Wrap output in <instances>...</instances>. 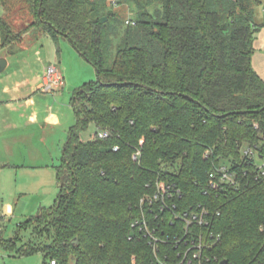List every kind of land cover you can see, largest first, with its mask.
<instances>
[{
	"label": "trees",
	"instance_id": "1",
	"mask_svg": "<svg viewBox=\"0 0 264 264\" xmlns=\"http://www.w3.org/2000/svg\"><path fill=\"white\" fill-rule=\"evenodd\" d=\"M131 1L137 25L120 34L98 0H0L2 48L18 39L9 14L27 4L37 36L72 40L97 71L73 95L77 123L57 167L59 196L27 222L36 233L52 230V243L18 254L41 251L57 264H178L184 231L173 213L149 219L169 238L157 255L132 227L160 182L181 190L179 211L209 209L202 233L214 244L213 264H264V183L242 154L264 150V80L252 66L261 0ZM90 125L109 137L84 140ZM219 165L238 183L205 193L206 171ZM15 247L0 236V249Z\"/></svg>",
	"mask_w": 264,
	"mask_h": 264
},
{
	"label": "crops",
	"instance_id": "2",
	"mask_svg": "<svg viewBox=\"0 0 264 264\" xmlns=\"http://www.w3.org/2000/svg\"><path fill=\"white\" fill-rule=\"evenodd\" d=\"M6 52L18 53L2 48L0 38V60L6 61L0 71V223L33 217L44 208L54 184L49 167L55 131L66 132L53 105L61 89H41L48 66L26 57L10 61Z\"/></svg>",
	"mask_w": 264,
	"mask_h": 264
},
{
	"label": "rangeland",
	"instance_id": "3",
	"mask_svg": "<svg viewBox=\"0 0 264 264\" xmlns=\"http://www.w3.org/2000/svg\"><path fill=\"white\" fill-rule=\"evenodd\" d=\"M99 4L105 5L106 12H111L115 17L109 22L110 26L118 33H122L126 28V19L135 20L138 17L136 4L131 0H98ZM154 9H151L153 12ZM117 19L119 22H116ZM9 23L14 29L18 39L13 47H8V51L16 50L14 56H4L10 61H23L26 57L33 62H43L46 66H56L64 78L63 89L54 92L53 105L56 113L62 120L63 128L55 131V143L53 158H51L50 169L54 172V184L49 192L44 208H52L59 196L60 189L57 183V167L61 164V152L63 144L68 140L67 131L77 123V118L72 108L74 92L85 84L97 81L96 69L83 58L73 47L70 41L59 38L56 42L46 34L37 36V32L30 28L36 21L28 11L27 4H20L9 14ZM254 22L258 26L255 34L254 54L252 66L257 74L264 80V0L255 6ZM116 42V41H115ZM117 43V42H116ZM36 52L38 54L36 55ZM38 63V62H37ZM99 130L95 125H90L81 135L84 140H92ZM39 213H33L36 216ZM32 217L26 219H6L0 223V236L6 240H14L16 247L14 251L0 249V264H50V258L39 251L29 256H21L18 250L24 245L42 246L49 245L53 240V231L48 234L36 233L27 223Z\"/></svg>",
	"mask_w": 264,
	"mask_h": 264
},
{
	"label": "built area",
	"instance_id": "4",
	"mask_svg": "<svg viewBox=\"0 0 264 264\" xmlns=\"http://www.w3.org/2000/svg\"><path fill=\"white\" fill-rule=\"evenodd\" d=\"M126 26L135 27L137 25L135 20L126 19ZM65 81L56 66H50L45 70V75L41 89L44 91H54L62 89ZM109 137L108 131H99L95 134L93 139H106ZM119 147H115V151ZM242 154L246 159L247 165L253 167V174L256 181L264 183V150L260 146L244 147ZM138 155L134 159H138ZM208 175L207 192H215L226 186H234L238 183L237 175L227 165H219L206 171ZM182 198L181 190L175 184H162L160 182L156 185V190L152 195H148L140 200L139 207L142 216L137 219L132 227L138 228L149 240V244L153 247L155 254L159 251L161 243L169 241V238L158 233L156 228H152L149 219L155 221L160 219L163 213L169 211L173 213L174 222L183 223L184 236L176 238L175 244H183L185 250L179 254L180 260L178 264H213L207 252L211 250L214 244L209 243L204 237L202 230L210 224V211L202 205H198L195 210L179 211L178 204L174 199ZM210 237H214L211 233ZM222 262H220L221 264ZM50 264H57L56 261H51Z\"/></svg>",
	"mask_w": 264,
	"mask_h": 264
},
{
	"label": "water",
	"instance_id": "5",
	"mask_svg": "<svg viewBox=\"0 0 264 264\" xmlns=\"http://www.w3.org/2000/svg\"><path fill=\"white\" fill-rule=\"evenodd\" d=\"M108 19L107 18H104L103 19V22H106ZM71 44L73 45L72 43V40H70ZM73 47L76 49V47L73 45ZM77 50V49H76ZM78 51V50H77ZM79 53V52H78ZM6 67V61L4 60H0V71H3L4 68ZM98 80L100 81L99 77H98ZM190 99V98H189ZM221 264H226V261H223Z\"/></svg>",
	"mask_w": 264,
	"mask_h": 264
}]
</instances>
